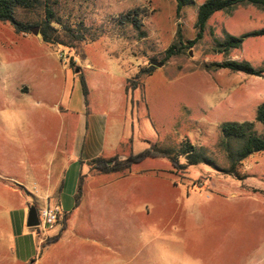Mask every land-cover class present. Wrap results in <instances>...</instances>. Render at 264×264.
Instances as JSON below:
<instances>
[{
  "label": "rangeland",
  "instance_id": "rangeland-1",
  "mask_svg": "<svg viewBox=\"0 0 264 264\" xmlns=\"http://www.w3.org/2000/svg\"><path fill=\"white\" fill-rule=\"evenodd\" d=\"M205 1L178 9L176 0H29L14 7L28 31L0 20V101L42 57L73 59L114 89L126 82L128 107L109 114L110 138L122 132L114 156L146 152L128 170L98 175L84 204L75 206L72 196L61 205L66 221L61 215L54 228L33 227L28 264H264V150L233 165L225 144L235 150L240 141L222 133L224 123L244 121L264 132L256 119L264 101V32L243 36L238 47L217 45L227 34L264 31V11L252 4L216 11L189 47ZM47 16L58 35L53 44L39 33ZM178 33L186 47L164 61ZM151 59L163 64L139 76ZM224 60L262 72L213 65ZM7 140H0L5 153L19 154ZM0 220L9 250L3 213Z\"/></svg>",
  "mask_w": 264,
  "mask_h": 264
},
{
  "label": "crops",
  "instance_id": "crops-1",
  "mask_svg": "<svg viewBox=\"0 0 264 264\" xmlns=\"http://www.w3.org/2000/svg\"><path fill=\"white\" fill-rule=\"evenodd\" d=\"M36 64L0 101V140L12 138L7 142L19 153H5L6 141H0V216L11 235L9 250L0 237V264H28L35 247L33 227L26 224L30 206H57L66 221L69 212L61 205L72 203L79 173L85 177L78 205L95 191L88 185L106 174L91 172L86 162L121 150L122 132L110 138L109 114L128 107L126 82L114 89L105 79L87 77L76 63L49 56Z\"/></svg>",
  "mask_w": 264,
  "mask_h": 264
},
{
  "label": "trees",
  "instance_id": "trees-1",
  "mask_svg": "<svg viewBox=\"0 0 264 264\" xmlns=\"http://www.w3.org/2000/svg\"><path fill=\"white\" fill-rule=\"evenodd\" d=\"M25 1L29 0H0V20L3 21H10L12 22L18 30L28 31L30 25H22L14 18V7L17 5H23ZM178 9L187 3L192 2V0H176ZM241 4H252L260 10L264 11V0H206L203 2L197 11V23L196 26L198 28L196 37L192 40H187L186 43L189 47L193 46L201 37L204 31L205 24L208 18L216 11L219 10H229L237 5ZM52 28L49 22V16H47L46 22L44 23L43 27L39 29V33L43 39V41L48 42L50 44L56 43L58 35L54 34V28H52V32H48L47 28ZM264 31L259 32H250L245 33L241 37H235L233 35L227 34V36L220 41H217V45L222 47L224 50L229 49L230 47H238L242 42V37L247 35L253 34H260ZM181 35L178 33V44L175 43L171 44L164 52L163 60H167L173 55L181 52L183 47H186L184 43L182 44V39L180 38ZM70 66H75V62L73 59L69 62ZM217 68H229L233 71H244L250 74L260 75L262 70L254 69L249 63L247 62H237L234 60H224L222 62L214 63L213 64ZM149 69L141 68L140 72L138 73L139 76L151 74V69L155 68L154 65H149ZM136 76L139 77V76ZM80 82L82 84V88L84 93L86 94L87 88L86 83L82 76H80ZM256 119L262 123L264 128V101L261 102L256 109ZM222 133L224 138H234L239 140L240 145L237 149L233 150L228 143L226 145V151L228 153L229 159L234 162H240L242 159L247 157L248 155L259 152L264 150V132L258 134L254 128L253 123L244 121V122H226L222 125ZM188 147H191L188 144ZM146 152H141L138 154H130L123 160H118L117 156L113 158H104V157H96L93 158L86 163L90 167L91 172L95 173H110V172H121L128 170L130 165L136 163L140 160L139 157L145 155ZM154 154L158 155L160 153H166L165 150L158 151V154L153 152ZM235 174V173H234ZM84 173L80 172L78 176L77 188L74 194V202L75 206H77L80 202L82 196V186L84 181ZM59 235L54 237L52 240L47 241L46 244L50 243L51 241H56Z\"/></svg>",
  "mask_w": 264,
  "mask_h": 264
},
{
  "label": "built area",
  "instance_id": "built-area-1",
  "mask_svg": "<svg viewBox=\"0 0 264 264\" xmlns=\"http://www.w3.org/2000/svg\"><path fill=\"white\" fill-rule=\"evenodd\" d=\"M38 211L39 224L45 228H53L59 218L60 209L57 206H44Z\"/></svg>",
  "mask_w": 264,
  "mask_h": 264
},
{
  "label": "water",
  "instance_id": "water-1",
  "mask_svg": "<svg viewBox=\"0 0 264 264\" xmlns=\"http://www.w3.org/2000/svg\"><path fill=\"white\" fill-rule=\"evenodd\" d=\"M31 31L34 34H38V29L37 27L31 28ZM150 64L154 66H161L163 63L154 59L150 60ZM27 226L29 227H35L39 224V219H38V211L35 206H30L28 210V215H27V221H26Z\"/></svg>",
  "mask_w": 264,
  "mask_h": 264
}]
</instances>
